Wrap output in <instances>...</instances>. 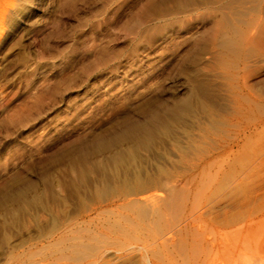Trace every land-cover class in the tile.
I'll return each mask as SVG.
<instances>
[{"label":"rangeland","instance_id":"374dc122","mask_svg":"<svg viewBox=\"0 0 264 264\" xmlns=\"http://www.w3.org/2000/svg\"><path fill=\"white\" fill-rule=\"evenodd\" d=\"M0 264H264V0H0Z\"/></svg>","mask_w":264,"mask_h":264},{"label":"bare ground","instance_id":"6f19581e","mask_svg":"<svg viewBox=\"0 0 264 264\" xmlns=\"http://www.w3.org/2000/svg\"><path fill=\"white\" fill-rule=\"evenodd\" d=\"M153 197V196H152ZM156 198V197H155ZM154 199V198H153ZM140 209V208H139ZM145 209V208H144ZM142 213V212H141ZM157 215V214H156ZM159 217V216H158ZM156 219V218H155ZM160 219V218H159ZM145 221V220H144ZM156 221H158V220H156ZM155 221V222H156ZM150 223V222H149ZM158 224V223H157ZM137 226V225H136ZM150 236V235H149ZM161 237V236H160ZM152 247V246H151ZM149 248V247H148ZM152 249V248H151ZM153 251V250H152ZM146 252H148V251H146ZM152 254V253H151ZM154 257V256H153ZM145 258V257H144ZM260 262V261H259Z\"/></svg>","mask_w":264,"mask_h":264}]
</instances>
